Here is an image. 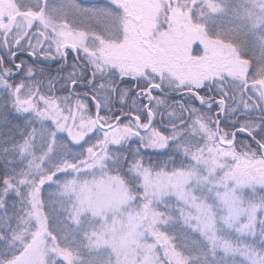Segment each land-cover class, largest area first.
<instances>
[{"label": "snow or ice", "instance_id": "6c2138e0", "mask_svg": "<svg viewBox=\"0 0 264 264\" xmlns=\"http://www.w3.org/2000/svg\"><path fill=\"white\" fill-rule=\"evenodd\" d=\"M0 264H264V0H0Z\"/></svg>", "mask_w": 264, "mask_h": 264}]
</instances>
